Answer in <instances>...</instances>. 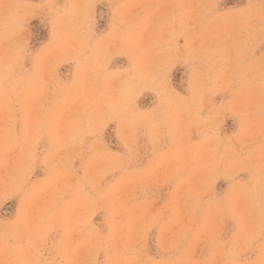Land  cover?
Masks as SVG:
<instances>
[{
	"label": "rangeland",
	"instance_id": "374dc122",
	"mask_svg": "<svg viewBox=\"0 0 264 264\" xmlns=\"http://www.w3.org/2000/svg\"><path fill=\"white\" fill-rule=\"evenodd\" d=\"M0 264H264V0H0Z\"/></svg>",
	"mask_w": 264,
	"mask_h": 264
}]
</instances>
